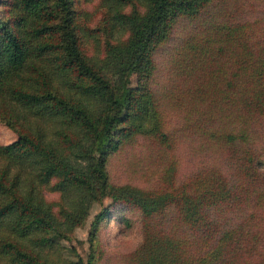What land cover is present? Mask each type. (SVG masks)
I'll return each instance as SVG.
<instances>
[{
    "label": "trees",
    "instance_id": "trees-1",
    "mask_svg": "<svg viewBox=\"0 0 264 264\" xmlns=\"http://www.w3.org/2000/svg\"><path fill=\"white\" fill-rule=\"evenodd\" d=\"M0 2V99L10 109L6 123L22 122L17 139L0 145V255L13 264H37L38 249L51 246L67 223L83 218L89 203L103 196L115 206L93 215L91 245L115 207L137 208L144 219L164 213L167 203L129 185H111L106 164L136 137L161 151L171 146L158 102L167 99L182 120L180 136L190 132L201 139L199 147L222 149L225 164L238 177H252L256 190L249 198L248 186L238 191L204 178L180 222L167 225L177 239L161 248L157 237H145L135 263L264 264V213L261 225L251 220L264 210V19L251 13V2L246 9L230 7L234 0H99L103 12L95 29L79 26L78 0ZM183 22L185 29L176 31ZM97 31L102 53L88 56L81 36ZM162 47L168 50L167 74L182 86L158 92L162 86L153 88L152 79ZM123 109L130 114L113 140L111 123ZM26 170L32 179L24 192ZM51 179L57 189L74 193L57 216L44 208L35 186ZM228 202H234L232 214L218 227L214 219ZM184 241L196 244H190L193 251H182Z\"/></svg>",
    "mask_w": 264,
    "mask_h": 264
},
{
    "label": "rangeland",
    "instance_id": "rangeland-1",
    "mask_svg": "<svg viewBox=\"0 0 264 264\" xmlns=\"http://www.w3.org/2000/svg\"><path fill=\"white\" fill-rule=\"evenodd\" d=\"M98 2L99 0H78L75 6L79 10L77 15L79 26H87L91 29L98 26L103 12L101 7L98 6ZM248 2H251L255 7L251 13L263 14L260 17L264 19V0H234V3L229 6L237 5L236 7H238L239 4H243L240 7L247 9ZM3 9L0 2V16L3 14ZM178 29H185L184 22L177 25L176 31ZM81 42L83 52L88 56H96L102 53L103 37L100 32L97 31L94 36H81ZM168 43L170 48L171 39ZM167 53L168 50L162 47L155 57L157 67L152 79V86L155 88L154 84L156 86L157 83H160L157 87L162 86V88L161 90L157 89L158 92L162 91L167 85L182 86L175 75L172 73L167 74V64H164L168 60ZM129 85L133 88L136 87V77L133 74L129 77ZM154 94L158 96L157 93ZM158 102L164 130L171 138V146L166 151H161L152 144L150 139L136 137L132 143L123 147L107 161L106 173L111 185H129L133 191L141 195L155 200L159 199L162 204L167 203L168 205L165 204V206L168 208L155 218L144 219L137 208L129 205L115 207L113 216L110 220L101 224V228L91 245L88 234L93 215L102 207L115 206V202L111 197H100L98 200L89 203L86 215L83 218H79L74 224L67 223L68 228L60 231L61 234L54 238L51 246L38 249L39 261L37 264H88V261H91V264H136L137 250L145 237H157L161 248H166L168 243L177 239V233L168 232L167 225L171 222L173 224L180 222L178 215L189 203L195 202L193 198L201 188L204 178L224 183L231 186V188H235V190L241 184L242 187L248 186L251 191L249 198H252L253 190H256V183L252 180V177H242V174L241 177H238L235 169L225 164L228 161L222 149L211 152V150L206 149L207 145L199 147L201 139L195 135H190V132L187 131V137L180 136L179 128L183 123L177 117L174 105L167 102V99H158ZM8 113L11 114L8 104L0 99V145L15 141L20 131L19 125L22 123L20 120H17L16 124L6 123ZM129 114L127 109H123L112 120L109 133L113 140L118 139L117 131L125 126ZM98 134L101 143L106 141L104 130H100ZM49 135L47 133V137ZM97 154L98 147L95 148L92 157L89 159L91 168L96 167ZM24 178L26 180L21 185V189L26 192L28 189L27 179H32V177H29L27 170L24 173ZM55 181L56 179H51L46 184L36 182L35 186L38 190V197L45 202L46 207L44 206V208H48L52 215L57 216L60 211L59 208L68 207L69 197L74 193L69 191L67 194L57 189L53 186ZM206 187L210 188V185ZM238 191H240L239 188ZM210 193L214 192H206V194ZM223 203L224 201L221 203L222 206ZM233 203L228 202L224 205L220 218L214 219L218 227L219 225H226L225 221L232 214ZM263 213L264 210L258 209L256 216L251 219L252 223L261 225L263 223L261 220ZM239 217L237 216L238 219ZM173 231L182 233L178 228ZM186 234H188L187 231H184V236L187 237ZM192 240L196 242L195 239ZM193 242L191 243L196 245ZM18 243L20 246L26 247L29 244V239ZM191 243L186 241H184V244L182 243L185 247V250H182L184 253L192 250ZM0 264L13 263L6 256L0 255Z\"/></svg>",
    "mask_w": 264,
    "mask_h": 264
}]
</instances>
